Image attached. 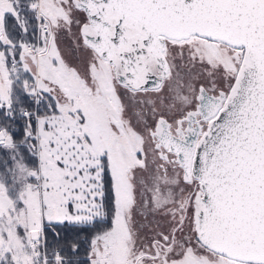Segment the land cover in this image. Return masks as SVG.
<instances>
[{
  "label": "snow or ice",
  "instance_id": "6c2138e0",
  "mask_svg": "<svg viewBox=\"0 0 264 264\" xmlns=\"http://www.w3.org/2000/svg\"><path fill=\"white\" fill-rule=\"evenodd\" d=\"M0 153V264H264V0H0Z\"/></svg>",
  "mask_w": 264,
  "mask_h": 264
},
{
  "label": "flooded vegetation",
  "instance_id": "af4514ba",
  "mask_svg": "<svg viewBox=\"0 0 264 264\" xmlns=\"http://www.w3.org/2000/svg\"><path fill=\"white\" fill-rule=\"evenodd\" d=\"M64 50H65V53L68 54L69 56V59L72 63H76V60L75 59H72V53H73V45H72V38L70 36L68 37H65L64 38V42L63 44L61 45ZM79 53H75V56L78 58L79 57ZM2 153H0V157H2ZM143 234H144V230H143Z\"/></svg>",
  "mask_w": 264,
  "mask_h": 264
},
{
  "label": "rangeland",
  "instance_id": "374dc122",
  "mask_svg": "<svg viewBox=\"0 0 264 264\" xmlns=\"http://www.w3.org/2000/svg\"><path fill=\"white\" fill-rule=\"evenodd\" d=\"M3 154V153H2ZM4 156V154L2 155V157ZM9 164H11V161H9ZM3 170V165H2V162H0V171ZM149 220H151L152 218L151 217H148ZM136 221H137V227H139L141 224H143L145 221H144V218L141 217V216H137L136 217ZM109 224H110V221H109ZM140 235L143 236V229H141V232H140Z\"/></svg>",
  "mask_w": 264,
  "mask_h": 264
},
{
  "label": "trees",
  "instance_id": "16d2710c",
  "mask_svg": "<svg viewBox=\"0 0 264 264\" xmlns=\"http://www.w3.org/2000/svg\"><path fill=\"white\" fill-rule=\"evenodd\" d=\"M86 235V233H82L81 234V238H83V236ZM87 247V245H83L82 249H81V253L78 257L80 264H87V257H86V253L84 251V249ZM75 259V258H74Z\"/></svg>",
  "mask_w": 264,
  "mask_h": 264
}]
</instances>
